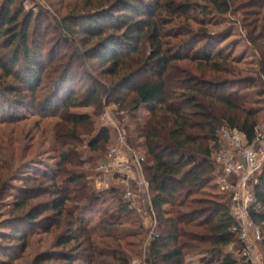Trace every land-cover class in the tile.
Wrapping results in <instances>:
<instances>
[{"label": "rangeland", "instance_id": "1", "mask_svg": "<svg viewBox=\"0 0 264 264\" xmlns=\"http://www.w3.org/2000/svg\"><path fill=\"white\" fill-rule=\"evenodd\" d=\"M118 1L26 0L12 8L16 13L22 10L19 22L33 16L28 41L38 56L37 69L41 68L43 74L39 84L31 83L30 67L23 60L14 67L12 49L7 47V41H0V232L8 236L0 235V246L5 254L0 257L6 264H37L39 259L45 262L48 257L53 260L43 264H66L61 257H56L62 252L70 254L74 264H87L92 244L97 251L95 264H100V260L119 264L114 257L100 259V251L110 256L115 254L116 258L124 253L131 264H147L150 260L149 247L158 228H152L147 211L148 196L139 185L140 169L132 166L130 177L124 182L114 171L99 172L110 150L119 146L123 137L127 146L123 154L129 159L133 153L144 158L141 166L146 179L144 169L150 162L144 141L135 137L132 148L127 136L134 131L132 120L140 118L144 122L150 113L146 107L135 111L133 95H127L121 104H116L119 96L106 93L102 95L100 110L83 107L82 98L91 85H102L105 91L109 90L123 73L116 76L107 73L109 66H102L100 59L80 60L78 54L96 48L100 39L83 35L80 27L75 36L63 29L67 22L75 28L71 17L98 18L101 8L109 10ZM135 1L142 10L134 14L135 19L162 20L164 48L171 50L172 56L178 52L176 47L192 43L194 50L212 47L226 58V61L216 59L220 71H213L201 60L182 57L174 61L166 77L167 104H179L192 89L202 90L207 97L201 102L222 121L219 129L225 127L224 122L229 119L240 125L253 115L258 134L264 137V0H230L227 14L218 10L214 0ZM4 3L5 0H0V8ZM139 50L141 52L136 51L125 60L123 72L134 74L135 81L142 82L150 78L143 63L145 57H150V49L142 46ZM15 72L19 78L8 77ZM73 93L79 100L70 105L67 102ZM215 94L238 95L244 100L231 111L212 98ZM185 110L190 115L195 114V110ZM78 117L85 119L83 123ZM103 130L109 134L107 143L100 136ZM94 146L97 150H93ZM215 155L211 161L210 183L188 201H197L194 210L208 208V203H227L217 183ZM259 172L264 173V165ZM58 174L62 176L58 185L63 196L69 198L68 202L61 201L57 188L48 181ZM47 175L50 177L45 178ZM257 175L250 183L254 191ZM76 177H81V181L76 183ZM129 192L131 197H127ZM91 194H96L99 201L92 200ZM24 196L30 202L21 210L18 202ZM119 199L130 205L133 216L121 220L120 227L113 229L121 236L120 241L108 237L100 239L95 227L100 226L105 211L115 210ZM56 201L64 210L60 215L55 209ZM33 211L41 216L29 224L25 215ZM182 211L189 210L182 208ZM210 216L196 219L195 224L208 222ZM205 229L196 232L202 233ZM15 231L23 237L9 238ZM72 238L76 239L69 245L63 244ZM191 245L198 248L185 251L184 264H202L203 260L211 259L208 243ZM240 249L241 246L234 243L225 253L239 260ZM254 257L257 264H264V248L259 243Z\"/></svg>", "mask_w": 264, "mask_h": 264}, {"label": "trees", "instance_id": "2", "mask_svg": "<svg viewBox=\"0 0 264 264\" xmlns=\"http://www.w3.org/2000/svg\"><path fill=\"white\" fill-rule=\"evenodd\" d=\"M24 1L26 0H5L0 8V41H7V47L12 49L11 58L14 67L21 65L22 60L25 61V65L31 69L29 81L39 84L43 70L37 69L38 56L28 41V32L33 16L29 15L23 22H19V18L23 14L22 10L17 13L12 10L18 3L20 5ZM229 3L230 0H214L215 6L222 14L230 12ZM169 8L173 9L171 6ZM141 11L135 0H119L109 10L101 8L98 18L71 17L72 21L76 23L75 28H72L71 23L67 22L63 29L67 34L75 36L77 27H80L83 35L100 39L96 48L85 50L82 55L78 54L80 60L100 59L102 66H109L107 73L114 76L123 73L122 78L117 83H113L109 90L105 91L102 85L100 87L95 84L91 85L87 94L82 98L83 107H94L100 110L102 95L106 93L119 96L115 100L116 104H121L127 95H133L135 111L146 107L150 113L149 118L144 122L140 118H134L132 120L134 131L130 136H127L128 144L132 148H134L135 137L143 139L144 150L150 162L144 170L158 234L153 237L150 244V260L147 264H184L185 251L198 248L192 246L193 243L199 245L208 243L210 246L208 251L211 259L203 260L202 264H250L244 259L238 260L231 254L225 253V250L234 243L241 246L233 232L236 220L231 213L229 196L224 195L227 198V203H208L210 206L202 210H194L193 207L198 204L197 201L188 202L212 179L211 161L221 147L217 131L221 127L222 121L217 118L211 108H207L201 102V99L207 97L202 90L192 89L185 94V98L182 102L180 100L179 104H167L166 77L174 61H179L184 57L201 60L213 71H220L221 66L216 62V59L226 61V58L212 47H209L208 50H194L191 48L192 43L190 46L189 43H185L176 47L175 51L178 52L172 56L171 50L168 52L164 48L165 28L161 27L162 20L151 17L146 20L135 19L134 14L138 15L142 13ZM120 12L122 14H119ZM142 46L150 49V57H145L143 60L147 73H150V78L137 82L134 74L123 72V63L130 57V54L140 51ZM189 49L190 51L186 53ZM8 77L17 79L19 74L15 72L8 74ZM212 98L231 111H235L239 107L240 100H244L238 95L228 94H215ZM78 100L73 93L67 103L74 105ZM185 109L195 110V114L190 115ZM78 118V121L82 123L85 120L83 117ZM224 124L243 133L250 144L255 142L258 135V124L253 115L240 125L231 119L225 121ZM100 136L103 137L105 143L109 141V134L106 130H103ZM93 150H97V148L94 146ZM66 157L64 154L63 161L67 159ZM57 176L49 178L50 176L47 175L45 178H49L48 181L55 189L57 188L56 193L61 196V201L68 202L69 198L63 196V190L58 185L62 176L61 174ZM81 179V177H76L74 181L78 183ZM71 180L72 178L69 181ZM255 194L260 204V210L251 211L250 219L260 229L262 239L259 245L264 248V173H260L256 177ZM90 196L92 200L99 201L96 194ZM29 202L30 199L24 196L18 202L19 209L25 210ZM58 203L59 201L55 202V209L60 215L64 210ZM118 204L115 210L105 211L100 218V226L95 227L94 231L100 233V239L108 237L113 241L121 240V236L116 235L113 229L120 227L121 220H129L133 213L130 210V205L123 200L119 199ZM182 208L189 211L183 212ZM208 214L211 215L208 222L195 224L196 219ZM40 216L41 214H36L33 211L25 215V221L32 224ZM204 227H206L204 232H196ZM0 235L8 237L3 232H0ZM9 236L14 240L23 237L18 231L12 232ZM75 239L72 238L63 244L69 245ZM89 251L90 257L87 256V264L97 263V251L93 244ZM0 256L5 257L1 246ZM118 256L119 258H116L115 254L110 256L100 251V259L114 257L115 261L118 259L119 264H131L130 258L126 254L122 253ZM56 257H61L66 264H74L75 261L70 254L64 252L56 254ZM52 260L53 257H48L45 262L48 263ZM45 262L39 259L37 264ZM0 264H6L1 257ZM100 264L107 263L100 260Z\"/></svg>", "mask_w": 264, "mask_h": 264}, {"label": "built area", "instance_id": "3", "mask_svg": "<svg viewBox=\"0 0 264 264\" xmlns=\"http://www.w3.org/2000/svg\"><path fill=\"white\" fill-rule=\"evenodd\" d=\"M107 117V116H106ZM112 123V122H111ZM258 131V129H257ZM221 139V147L215 155L218 173L217 183L222 192L231 200V213L236 220L233 232L241 243L240 259L250 264H257L254 257L256 244L262 239L260 229L250 219L251 211H259L255 191L250 183L264 165V137L257 135L254 143L250 144L246 136L238 130L227 126L217 131ZM127 148L125 139L120 138V145L110 150L107 160L100 165L99 172H115L122 182L127 180L132 166L140 169L141 179L139 185L145 188L148 196V209L151 216L152 228L157 226L154 209L151 204L149 185L142 175L144 158L133 153L127 158L123 150ZM129 192L127 197H131Z\"/></svg>", "mask_w": 264, "mask_h": 264}]
</instances>
